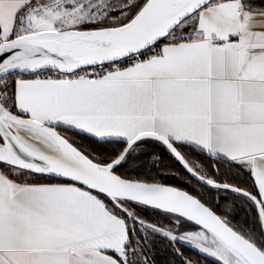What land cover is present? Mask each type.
<instances>
[{
  "label": "snow or ice",
  "instance_id": "snow-or-ice-1",
  "mask_svg": "<svg viewBox=\"0 0 264 264\" xmlns=\"http://www.w3.org/2000/svg\"><path fill=\"white\" fill-rule=\"evenodd\" d=\"M201 259L264 264V0H0V264Z\"/></svg>",
  "mask_w": 264,
  "mask_h": 264
},
{
  "label": "trees",
  "instance_id": "trees-1",
  "mask_svg": "<svg viewBox=\"0 0 264 264\" xmlns=\"http://www.w3.org/2000/svg\"><path fill=\"white\" fill-rule=\"evenodd\" d=\"M69 135L72 136V139H74L77 143H80V144L85 143L81 137L72 135L71 133H69ZM85 146H87V145L85 144ZM149 151L154 152L156 154H162V146L156 145V144L149 145ZM164 163L168 164V163H171V161H169L167 158H165ZM41 182H48V181L45 180V181H41ZM169 182L176 184L177 186H183L179 181H176V180H170ZM156 245H157V249H158V251L156 252L157 258L163 260V258L165 256L164 249L167 247V242L157 238L156 239ZM201 264H211V262L208 260L201 259Z\"/></svg>",
  "mask_w": 264,
  "mask_h": 264
}]
</instances>
